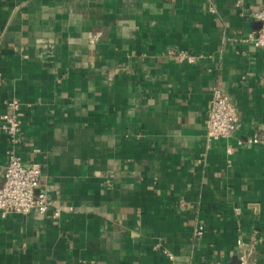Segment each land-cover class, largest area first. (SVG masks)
Wrapping results in <instances>:
<instances>
[{
    "label": "crops",
    "instance_id": "obj_1",
    "mask_svg": "<svg viewBox=\"0 0 264 264\" xmlns=\"http://www.w3.org/2000/svg\"><path fill=\"white\" fill-rule=\"evenodd\" d=\"M263 7L0 0V123L18 99L17 150L63 207L0 217V264H264ZM217 88L238 126L208 143ZM8 146L0 129V185Z\"/></svg>",
    "mask_w": 264,
    "mask_h": 264
},
{
    "label": "built area",
    "instance_id": "obj_2",
    "mask_svg": "<svg viewBox=\"0 0 264 264\" xmlns=\"http://www.w3.org/2000/svg\"><path fill=\"white\" fill-rule=\"evenodd\" d=\"M253 16L261 22V27L247 40L264 49V7L255 11ZM174 53L179 57L187 58L189 62L195 61L194 55H189L184 51ZM6 106L7 110L1 116L0 129L7 135L9 146L7 148L8 162L3 175V183L0 185V217L4 218L10 213L36 211L50 213L58 218L63 207L54 204L45 190H39L43 172L42 161L34 157L31 162L26 163L17 150L22 132V103L13 98L6 102ZM205 125L208 143L220 138L235 136L238 126L237 109L230 96L221 89H215L212 94ZM259 140L260 138L255 136L248 138L245 142L256 143ZM239 143H244V140H239ZM229 151L232 152V149L229 148ZM39 152V148L33 149L35 156ZM197 232L203 233V226H199ZM211 264H221V262L216 261ZM239 264H248L244 253L240 256Z\"/></svg>",
    "mask_w": 264,
    "mask_h": 264
}]
</instances>
